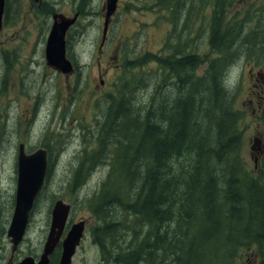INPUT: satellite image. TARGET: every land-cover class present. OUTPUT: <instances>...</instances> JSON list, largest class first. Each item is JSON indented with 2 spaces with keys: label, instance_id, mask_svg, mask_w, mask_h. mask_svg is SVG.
<instances>
[{
  "label": "trees",
  "instance_id": "1",
  "mask_svg": "<svg viewBox=\"0 0 264 264\" xmlns=\"http://www.w3.org/2000/svg\"><path fill=\"white\" fill-rule=\"evenodd\" d=\"M229 1L155 0V9L170 11L174 26L201 9L218 56L185 53L180 43L166 57L129 61L134 69L153 59L167 74L152 96L156 103L136 105L127 81L108 96L97 147L69 183L74 193L90 173L87 162L109 160L107 177L90 200L100 221L91 238L103 263L237 264L241 251L255 249L264 264V157L259 175L247 177L241 115L224 83L251 36L243 37L242 21L230 22ZM167 87L171 93L156 97Z\"/></svg>",
  "mask_w": 264,
  "mask_h": 264
},
{
  "label": "rangeland",
  "instance_id": "2",
  "mask_svg": "<svg viewBox=\"0 0 264 264\" xmlns=\"http://www.w3.org/2000/svg\"><path fill=\"white\" fill-rule=\"evenodd\" d=\"M84 1L5 0L9 49L0 59V243L6 250V259L12 246L4 231L14 215L20 143L28 151L45 148L50 168L25 238L16 252L18 262L27 256L36 259L42 253L50 229L51 210L59 199L72 206V222L87 219L88 231L100 224L90 209V200L107 177L109 160L96 165L87 162L90 173L74 193L69 183L77 165L86 160L85 156L90 160V152L96 148L108 96L115 95L116 88L127 81L129 88H134V103L152 106L156 103L152 96L158 84L163 83L164 75L167 76L153 59L134 69H129L127 62L146 55V60L152 55L168 56L180 43L179 48L185 53L190 51L207 60L218 56L210 46V23L208 18L202 20L201 9L196 16L194 7L192 19L182 16L179 25L174 26L170 11L155 9V0H119L106 43L101 47L107 0H87L81 8ZM229 4L230 22L243 20V37L251 36L248 43L238 48L239 55L226 72L225 82L233 106L241 115L239 151L250 172L247 177L256 178L263 157L257 163L254 161L253 147L257 146L253 140L264 134V119L255 115L249 102L250 99L255 102L256 95L251 96L250 92L257 84L250 82L249 71L252 68L257 77L262 73L259 67L264 65V0H230ZM55 20L72 23L66 39L69 58L78 69L70 74L60 73L46 61V42ZM206 68L207 63L198 73ZM166 73L170 72L166 70ZM170 90L167 87L156 97ZM240 254L237 264H247L248 258L251 264L256 252L247 249ZM102 259L98 245L86 240L72 264H106Z\"/></svg>",
  "mask_w": 264,
  "mask_h": 264
},
{
  "label": "water",
  "instance_id": "3",
  "mask_svg": "<svg viewBox=\"0 0 264 264\" xmlns=\"http://www.w3.org/2000/svg\"><path fill=\"white\" fill-rule=\"evenodd\" d=\"M118 0H107L104 35L107 33L112 15L117 9ZM5 0H0V24L4 13ZM70 23L56 20L52 26L46 45L48 65L63 73L72 71L73 66L66 58L65 35ZM48 168L47 151L40 148L28 154L23 143L18 146L17 153V191L16 207L7 236L15 252L23 241L30 222L34 202L41 191ZM70 205L57 201L52 209L50 231L45 243L44 252L38 264H48L49 256L58 244L70 213ZM85 222L74 224L63 242V255L60 264H71L75 248L83 237ZM20 264H35L32 257H26Z\"/></svg>",
  "mask_w": 264,
  "mask_h": 264
},
{
  "label": "flooded vegetation",
  "instance_id": "4",
  "mask_svg": "<svg viewBox=\"0 0 264 264\" xmlns=\"http://www.w3.org/2000/svg\"><path fill=\"white\" fill-rule=\"evenodd\" d=\"M6 13H7V9H6V4H5V8H4V17L2 20V23L0 24V59L2 60L4 58V56L6 55V53L8 52L9 49V36L7 34V30H6ZM78 69V67H77ZM259 70H262L260 72L262 73H258L257 77H255V75L253 74V69L251 68L249 71V80L251 81H256L257 84L254 85L255 90H253L252 92H250V95L253 96L255 93V97L253 96V98L255 99V102L253 99H250V105L251 108L253 110V112H256L255 115H258L260 117L263 116V111H264V65L262 67H259ZM102 76V72L100 71L99 73V77ZM256 97L259 98V100H256ZM254 142H256V146L255 148H253L256 151V155L254 156V161L257 163V161H259V159L261 157L264 156V134L261 133V135L259 137H255ZM15 208V200L13 202V210ZM82 219H78L76 221L79 222ZM72 221H69V224H71ZM67 226V229L68 230ZM5 234H7V230L4 231ZM62 242L63 239L60 240V242L58 243V245L56 246L52 256L50 257V261L49 264H59L61 257H62ZM88 242L90 244H92V240L88 239ZM86 244V240L82 239V241L80 242V244L77 246V251L79 250V248H81L83 246V244ZM94 246H96L95 244H93ZM19 251L16 250L15 252H13L12 248H11V254L10 257L8 259H6V250L5 248H3L2 244L0 243V264H19L20 262L17 261L16 258V252ZM42 254V253H41ZM40 255H38L37 257H35V263H37L39 261ZM25 258V257H24ZM54 258H56V260H54ZM250 259L247 260V264L249 263ZM254 264H260L261 259L259 257H255L253 259ZM251 262V264L253 263Z\"/></svg>",
  "mask_w": 264,
  "mask_h": 264
},
{
  "label": "bare ground",
  "instance_id": "5",
  "mask_svg": "<svg viewBox=\"0 0 264 264\" xmlns=\"http://www.w3.org/2000/svg\"><path fill=\"white\" fill-rule=\"evenodd\" d=\"M4 14V13H3ZM184 33V32H183ZM184 42V41H183ZM167 97V96H166ZM164 103V102H163ZM167 104V103H166ZM164 105V104H163ZM204 108V107H203ZM167 109V108H166ZM206 117V116H205ZM169 162V161H168ZM48 167H49V165H48ZM182 168V167H181ZM178 172V171H177ZM217 182V181H216ZM218 187V186H217ZM43 188H44V186L42 187V189H41V192H42V190H43ZM59 201H63V200H61V199H59ZM71 206V205H70ZM240 207V206H239ZM244 209V208H243ZM71 211H72V206H71V209H70V213H69V217L68 218H70V215H71ZM197 224V223H196ZM71 229V228H70ZM50 231V230H49ZM70 231V230H69ZM49 234V233H48ZM53 254V253H52ZM63 255V254H62ZM62 258V257H61ZM61 261V260H60Z\"/></svg>",
  "mask_w": 264,
  "mask_h": 264
}]
</instances>
